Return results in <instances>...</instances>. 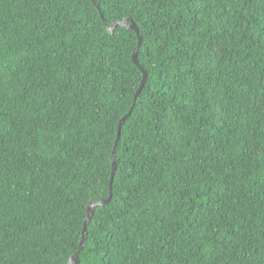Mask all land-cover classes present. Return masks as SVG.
<instances>
[{"label":"trees","instance_id":"obj_1","mask_svg":"<svg viewBox=\"0 0 264 264\" xmlns=\"http://www.w3.org/2000/svg\"><path fill=\"white\" fill-rule=\"evenodd\" d=\"M92 204L79 264H264V0H0V264Z\"/></svg>","mask_w":264,"mask_h":264},{"label":"water","instance_id":"obj_2","mask_svg":"<svg viewBox=\"0 0 264 264\" xmlns=\"http://www.w3.org/2000/svg\"><path fill=\"white\" fill-rule=\"evenodd\" d=\"M119 25L124 26V27H126V28H128V29H131L132 31H135L137 34L140 35V31H139L138 27H137L135 24H132L131 26H128V25H126V23H121V24H117L114 28H109V27H107V28H108V30H109L111 33H113V31H114ZM142 44H143V38L140 37L139 46H138V48L136 49V52H135V54H134V56H133V60H134V62H135L137 65L139 64V63H138V60H137V54H138V52H139L140 47L142 46ZM142 72H143V74H144V80H143V82H142V84H141V87H140L138 93H137L136 99H137L138 96L141 94L142 90L144 89V87H145L146 84H147V79H148L147 74L145 73V71H144L143 69H142ZM131 113H132V112H130V114H129L127 117H125V118L121 121V123H120V126H119V134H118V142H119V140H120V138H121V133H122V130H123V126H124L126 120L130 117ZM118 142H117V144H116V149H115V151L113 152V156H112V164H113L112 182H113V180H114V177H115V175H116V171H117V164H116L115 159H116V150H117ZM111 191H112V188H111ZM111 201H112V195L110 196V198H109L108 200H105V201H103V202H101L100 204H97V205H98V206H103V207H105V206H107ZM95 207H96V205H93V204H92V205L89 207V209H88L87 221H86V223H85V227H84V231H83V238H82V241H81V244H80V247H79V252L71 258L69 264H79V263H80L79 256H80V253H81V252L86 248V246H87V239H88L87 227H88V224L92 221V218H93L94 213H95Z\"/></svg>","mask_w":264,"mask_h":264}]
</instances>
